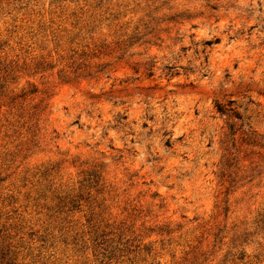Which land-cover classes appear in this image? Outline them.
I'll list each match as a JSON object with an SVG mask.
<instances>
[{
	"label": "rangeland",
	"instance_id": "1",
	"mask_svg": "<svg viewBox=\"0 0 264 264\" xmlns=\"http://www.w3.org/2000/svg\"><path fill=\"white\" fill-rule=\"evenodd\" d=\"M0 264H264V0H0Z\"/></svg>",
	"mask_w": 264,
	"mask_h": 264
}]
</instances>
